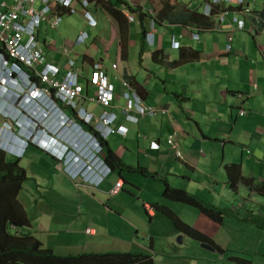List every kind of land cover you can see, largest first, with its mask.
I'll use <instances>...</instances> for the list:
<instances>
[{
    "label": "crops",
    "instance_id": "0c3cea01",
    "mask_svg": "<svg viewBox=\"0 0 264 264\" xmlns=\"http://www.w3.org/2000/svg\"><path fill=\"white\" fill-rule=\"evenodd\" d=\"M129 1L134 5H141L144 10L154 9L149 0ZM180 1L187 7L197 8L204 13L210 0ZM247 1L254 9L253 15H245L229 6L221 25L214 20L213 26L208 29L196 24L186 26L156 24L157 33L155 44L152 46L158 44V50L168 53L171 60L178 59L182 49L198 51L199 57L196 60L176 67L156 63L152 59L153 52L146 55L144 50L142 62L140 57L138 60L142 69L131 68L128 58H122L121 42L116 39L117 33L114 29L118 25L108 16L105 17L112 22L111 38L108 40L103 38L101 41L105 43L103 57L96 58L89 53L86 46L89 37L83 44H74L75 37L72 43L63 42L61 45H58L54 38L48 36L45 38L43 27L50 28L47 24L42 25L40 36L42 33L44 38H40L47 60L59 63V66L64 65L61 62L62 56L66 57L60 51L63 44H73L78 64L83 61L89 63L99 61L111 73L110 66L117 61L120 72L131 76L139 84L140 93L148 104L168 110L155 117H146L139 123L121 119V123L129 127V132L126 136L113 135L107 141L126 165L147 168L151 172L166 176L174 187L198 194L220 206L234 204L233 206L238 209L242 205L241 201L238 202L239 198L256 203L264 202V197L261 198L256 191L249 188L241 187L235 192L228 182L225 170L226 165L237 163L241 165L246 178L255 184L264 183V26L260 28L253 22V16L264 10V0ZM234 17L244 19L245 28H239ZM97 18L99 24L100 16L97 15ZM192 31L200 35L199 40L192 37ZM181 34L183 36L180 38ZM173 35L181 42V49L172 48ZM114 41L118 43V49L116 57L112 59L109 50L113 47ZM128 43L130 46L133 40L129 39ZM81 45L86 46L85 52H81ZM228 45L231 46L230 49ZM9 106V101L0 95V112L7 111L5 115L0 113V128L6 126L5 123L12 117L22 120L21 114L17 116V110ZM242 110L245 111L244 114H241ZM175 129L179 132L183 158L175 157L165 144L166 138ZM7 132L9 134V131ZM111 140L116 141L114 146ZM154 140L162 143L159 150L151 147ZM26 154H29L27 158ZM74 154V151L69 152L68 158L69 156L73 158ZM55 156L54 152L43 150L33 144L27 147L19 158V161L30 162L31 170L34 166L45 169L46 165H53L45 169L48 172L42 178L47 179L49 176L55 181L58 196L69 197L68 201L64 202L65 205L52 210L55 216H49L47 214L49 210H40L35 214L34 220L30 219L32 228L22 230L31 231L46 248L55 250L56 247H62L57 250L58 252L71 251L68 249H77V252L134 250L151 254L153 264H195L189 258L216 259L215 255L210 256L211 252L199 245L200 242L192 238L191 241L189 236L176 232L172 224L163 231L159 230L156 219L163 216L158 215L155 208L151 210L148 207L156 204L169 207L184 222L203 231L216 244H219L217 233L228 225V221L226 220L225 225L219 226L203 215L198 208L166 199L163 196L165 183L160 177L128 171L116 174L112 171L109 176L100 178L98 185H91L82 180L79 183L69 171L59 168ZM101 157L104 158L103 155ZM98 165L99 168L92 170L99 172L104 170L100 163ZM92 170L86 171L90 173L88 177L94 172ZM87 176L84 177L86 180ZM120 179L123 186L117 194L112 195L114 197L112 198L110 191ZM72 183L94 190L95 192L90 195L93 203L76 202L74 206ZM45 190L44 186L35 192L38 191L40 194L46 192ZM36 193H32L35 202ZM18 198L29 215L30 203L23 200L21 192ZM104 201L110 206L104 204ZM144 211L150 216V221L145 218ZM45 217L47 224L42 227ZM65 227L75 230L64 236ZM82 227L85 229H79ZM211 227L213 229L210 231ZM87 229L90 231L87 232ZM12 231L16 229L12 227ZM111 231L115 233L113 236ZM49 232H57L58 235L53 238L49 236ZM179 234L183 235L181 243L177 241ZM158 240L161 241V252L157 251ZM191 248L194 252L187 251ZM224 249L232 250L231 247ZM158 253L166 258L158 260Z\"/></svg>",
    "mask_w": 264,
    "mask_h": 264
},
{
    "label": "built area",
    "instance_id": "2783aa9c",
    "mask_svg": "<svg viewBox=\"0 0 264 264\" xmlns=\"http://www.w3.org/2000/svg\"><path fill=\"white\" fill-rule=\"evenodd\" d=\"M91 5L89 0H0V95L9 101V107L17 110V116L21 113L34 124L36 132L25 142L28 145L34 142L44 150L56 147L54 154L59 168L69 171L75 178L80 172L66 166L68 160L84 161L88 170H92L89 160L95 158L105 165L104 174L111 173V167L101 157H105L102 141L116 134L127 135L129 127L121 123V119L139 123L146 117H155L168 111L164 107L148 104L138 89L122 77L118 62H113L111 68L121 80L120 90L109 80L101 62L83 61L78 64L73 44H63L60 48L61 53L67 57L64 65L66 70L59 63L47 60L40 38L42 25L47 24L51 29H57L64 15L80 12L88 26L96 27L98 19L91 10ZM229 6L245 15L253 11L247 0H210L204 14L220 24L226 17ZM125 13L129 22L136 20L134 14L127 10ZM150 13L153 14V11ZM234 20L239 28H245L244 19L234 17ZM151 21L153 20L148 18V44H153L156 32L154 22ZM191 35L196 40L200 39L197 32L192 31ZM182 36L181 34L180 38ZM88 37V32L81 30L74 44H83ZM171 43L174 49H179L181 44L175 35L172 36ZM230 47L228 45V49ZM35 107L47 111L52 109L47 119L55 124L50 122L48 130L34 121L32 115L24 112L27 109L34 111ZM54 111H59L60 120L52 116ZM0 113L5 115L7 111ZM244 113L242 110L241 114ZM5 124L0 128V142L5 132L4 136L12 139L23 127V122L15 117ZM37 132H42L46 138V146L41 144V139L36 136ZM165 144L175 157L183 158L178 130L175 129L166 138ZM58 147L63 150L60 151ZM151 147L159 150L162 143L154 140ZM71 151L75 152L74 157L68 158ZM82 174L87 176L90 173ZM99 183L100 181L95 182L96 185ZM122 186L123 181L120 179L114 184L111 193H118ZM148 208L153 210V207Z\"/></svg>",
    "mask_w": 264,
    "mask_h": 264
},
{
    "label": "trees",
    "instance_id": "16d2710c",
    "mask_svg": "<svg viewBox=\"0 0 264 264\" xmlns=\"http://www.w3.org/2000/svg\"><path fill=\"white\" fill-rule=\"evenodd\" d=\"M89 2L92 4L91 10L94 11L95 17H97V15L104 17L108 16L116 21L120 30L121 54L123 59L128 58L129 29L131 23L126 16V10L134 14L136 20L140 23L141 62L145 48L155 44V35L157 33V29L155 28L156 24H165L167 26L196 24L197 26L208 29L211 28L214 23V19H211L210 16L205 15L197 8L187 7L185 4H182L180 0H149L154 7L153 14L148 10H144L141 5L135 6L129 0H89ZM253 14L254 9L249 15ZM148 18L153 20L151 22H154V28L156 29V32H154L153 44H148L147 42V35L150 27V23H147ZM253 22L260 28L264 26V10L260 13L257 12V14L253 16ZM181 46L182 44H180L179 49L182 48ZM192 50L182 49L178 59L175 60H171L170 56L165 51L155 50L152 53V59L156 63H161L164 66L176 67L194 61L199 57L198 51L193 50V52H191ZM104 70L107 72L109 80L115 84L117 90H120L121 80L114 75L111 66V73L105 68ZM121 75L123 78L129 80L140 92L139 84L131 76L124 73H121ZM102 142L105 149L104 161L111 167L113 172H138L145 176L160 177L165 183L163 196L166 199L189 204L198 208L203 215L219 226L225 225L228 218H236V216L243 212L245 213L244 220L252 221L255 226L264 232L263 201L256 203L245 198H239L238 202L240 203L241 201L242 205H240L238 209L233 206L234 204L220 206L209 202L198 194L174 187L170 184L166 176H161L141 166L132 167L126 165L110 147L107 139ZM8 158L9 157L0 150V264H153L154 261L151 254L134 250L58 252L52 248L43 246L42 241L31 233V231L23 232L22 230L24 229L30 230V228H32L29 215L18 198L23 189V184L29 178L28 168L20 164L19 158L12 157L17 159L12 161L8 160ZM68 161L67 164L73 165L72 160ZM61 170H63V168ZM225 170L227 172L228 182L235 192L241 187H246L256 191L261 198L264 197V183L255 184L251 179L246 178L243 175L240 164H228L225 166ZM111 195L115 194L111 193ZM154 208L158 215L165 217L172 223L176 232L183 233L198 242H209L220 253L229 251L216 244L207 234L184 222L181 217L169 207L156 204L153 206V209ZM12 227L15 228L16 231H12ZM230 259L236 261L237 264H255L252 260L239 256H231Z\"/></svg>",
    "mask_w": 264,
    "mask_h": 264
},
{
    "label": "rangeland",
    "instance_id": "374dc122",
    "mask_svg": "<svg viewBox=\"0 0 264 264\" xmlns=\"http://www.w3.org/2000/svg\"><path fill=\"white\" fill-rule=\"evenodd\" d=\"M135 6H138V5H135ZM111 25H112L111 20H109L107 17L100 16L99 24L96 27H90L86 24V20L84 16L80 12H78L72 15L71 14L64 15L59 28L51 29V28L44 26L43 30L45 33L44 37L46 38L48 36V38L56 39L58 42V45H61L63 42L72 43V41L75 39L76 35L78 34L80 30H86L89 32V38L86 44V46L89 48V53L92 54L94 57L99 58L101 56L103 57L104 48H105V43L101 42L102 39L104 38L108 40L111 38ZM158 28L160 29L161 27H158ZM114 30H115V33H117L116 39L118 41L121 38L119 27L117 26L116 29ZM44 37L41 33V38L43 39ZM129 39L133 40V44L129 46L128 64L131 66V68L142 69L138 63V60L140 57V44H141L140 23L138 20L131 22L130 24ZM86 46L85 45L80 46L81 52L86 51ZM158 48H159L158 44H156L155 46H147L145 48L146 55H151V53L155 50H158ZM117 49H118V43L114 41L113 47L109 50L112 59L116 57ZM62 57H63L61 58L62 65L63 64L65 65L66 57L64 56ZM64 65L62 66V69L66 70ZM142 71L145 72L144 69ZM111 144L112 146H114L116 144V141L111 140ZM28 155L29 154H26V158ZM8 160L12 161L14 159H11L9 157ZM19 162L23 167L28 168L29 178L25 181L26 184H25V188H23V190L21 191V197L26 203H30L29 204L30 219L34 220L35 214L39 213L40 210H43V211L49 210L47 214L49 216H55L52 210L61 208L60 205H65L64 202H67L69 197H66L65 195L58 196L55 181H52L49 176L47 179L42 178L43 176L47 175L48 171H46L45 169H47L48 167L50 168V166H53V165L51 164L46 165L45 169L43 168L40 169L39 166H34L33 169L31 170L29 168L30 167L29 164H31L30 162H26V160L19 161ZM99 163L102 165L103 168L105 167L102 162H100L99 160L95 158L94 160L93 159L89 160V165L93 169H95V166H98L99 168V165H98ZM115 173L119 174V172H115ZM81 175L85 176L84 174H82V172H80L76 180H78L79 183L82 180L83 182H87L88 184H90V181L86 180ZM107 176H109V173L104 174V170L102 169L101 178L103 179ZM94 180H97V177H95ZM91 184L96 185L94 181L91 182ZM44 186H45L46 192L40 193L41 196L40 194H38V191L37 193L35 192L36 189L40 187H44ZM71 186L74 189V191L71 193L73 195V205L74 206L76 202L77 204H82V202L85 204L93 203L90 195L91 193L95 192L94 190L90 188H86L83 185L76 186L75 184L73 185V183L71 184ZM31 190L34 192H32ZM32 193H36V197H37L36 202L34 201ZM111 197L114 198L112 195ZM104 204L109 205L107 201H104ZM235 205L238 206V204H235ZM145 218L147 219V221H150V216L146 212H145ZM244 218H245V213L243 212H241L240 215L236 216V218H233V217L228 218L227 219L228 225L222 227L216 235L218 237V243L222 247L224 248L231 247L232 250L226 251L225 253H220V252H216V250L213 251V250L206 249L211 252L210 256L215 255L216 259H212V257L207 258V259H204V258H197V259L189 258V259H191V261L195 264H237V262L234 260H231L230 257L239 256V257L250 259L255 264H264V232L260 230L257 226H255V224L252 223V221L244 220ZM156 220H157V223L159 224L157 225V228L161 231H163L164 228H166L168 225L172 224L169 220H166L165 218L160 217V216H158ZM159 221H165V223H160ZM45 224H47L46 217L42 222V227H44ZM195 228L198 229L197 227ZM79 229L84 230L85 227H82ZM212 229L213 227H211L209 230L211 231ZM63 230H65L64 236H66L70 234L71 230H75V229H70V227H65ZM233 231H235L236 233ZM111 233H112L111 234L112 236L113 234H115L112 231ZM48 234L49 236L53 238L58 235L57 232H49ZM58 238H60V236ZM191 241L193 240L191 239ZM160 243L161 241L158 240V244L156 246L158 252H161L162 250V245ZM199 245L201 246V244ZM61 248L62 247H56L55 250L57 251V250H60ZM68 250L76 251L77 249H68ZM187 251L194 252V249L193 248H191L190 250L187 249ZM157 258L158 260H163L166 257H164L161 253H158Z\"/></svg>",
    "mask_w": 264,
    "mask_h": 264
},
{
    "label": "clouds",
    "instance_id": "9594fccd",
    "mask_svg": "<svg viewBox=\"0 0 264 264\" xmlns=\"http://www.w3.org/2000/svg\"><path fill=\"white\" fill-rule=\"evenodd\" d=\"M24 112L26 114L28 113L30 116L32 115L34 121H36L43 129L48 130L50 122L52 124H55L54 121H49L47 119V115L52 112V109L50 111H47L46 109L35 107L34 111H29L27 109L24 110ZM21 116H22L21 121H23V127L21 128V131L18 132L17 135H15L14 138L12 139L9 138V136L3 135L2 140L0 142V150L4 152L5 155L16 158H21L24 153V150L30 145L35 144L34 142H32L30 145H28L25 142L26 140H29V138H31L36 131L34 128V124L31 123V121L28 118L24 117V115L21 114ZM52 116L55 117V119L57 120L61 119L59 111H54ZM36 136L41 139V144L46 146V140H45L46 138L42 135V132H37ZM55 149L56 147H52L49 150L47 149L45 150L55 152ZM58 149L60 151L63 150V148L61 150V147H58ZM72 162L74 163L73 168H75L76 171L83 173H86V171H88V167L84 161L72 160ZM96 167L98 166H95V168ZM95 177H97V180H94ZM100 178H101V171L99 172L98 170H94V172L91 174V177L87 178V180H89L91 184V182L93 181L98 182Z\"/></svg>",
    "mask_w": 264,
    "mask_h": 264
},
{
    "label": "water",
    "instance_id": "95a60500",
    "mask_svg": "<svg viewBox=\"0 0 264 264\" xmlns=\"http://www.w3.org/2000/svg\"><path fill=\"white\" fill-rule=\"evenodd\" d=\"M182 236H183L182 234H179L178 237H177V241L179 243L182 242ZM200 244H201V247H203L205 249H209V250H213V251L216 250V248L209 242H200Z\"/></svg>",
    "mask_w": 264,
    "mask_h": 264
},
{
    "label": "bare ground",
    "instance_id": "6f19581e",
    "mask_svg": "<svg viewBox=\"0 0 264 264\" xmlns=\"http://www.w3.org/2000/svg\"><path fill=\"white\" fill-rule=\"evenodd\" d=\"M128 18V17H127Z\"/></svg>",
    "mask_w": 264,
    "mask_h": 264
},
{
    "label": "flooded vegetation",
    "instance_id": "af4514ba",
    "mask_svg": "<svg viewBox=\"0 0 264 264\" xmlns=\"http://www.w3.org/2000/svg\"><path fill=\"white\" fill-rule=\"evenodd\" d=\"M19 160V159H18Z\"/></svg>",
    "mask_w": 264,
    "mask_h": 264
}]
</instances>
